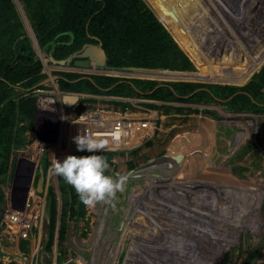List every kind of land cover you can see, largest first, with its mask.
Segmentation results:
<instances>
[{"label":"rangeland","instance_id":"1","mask_svg":"<svg viewBox=\"0 0 264 264\" xmlns=\"http://www.w3.org/2000/svg\"><path fill=\"white\" fill-rule=\"evenodd\" d=\"M11 1L15 5L16 13L10 10L11 7L5 0V11L0 16V41L9 40L20 33L29 36L30 27L34 31L21 1L18 0L21 9L17 7L15 0ZM193 1L198 9L189 0L195 9L203 12L206 17L208 13L209 17L210 15L215 16L217 20L221 17L218 2L210 4L209 0H200V4L196 0ZM224 1L228 3V0ZM249 1L232 0L231 4L236 3V11L248 17L247 20L252 27L259 29L264 36V25ZM145 2L148 4L146 0ZM256 4L263 8L264 0H257ZM223 14L227 22V25L223 26L226 36L232 38L239 36L240 29L234 17L236 15L230 17L224 11ZM13 15H17L20 26L16 27L15 23L18 21ZM212 23L215 22L212 21ZM208 24L211 25L210 21ZM216 24L219 25V22L216 21ZM212 29L214 30L211 32L215 33L218 41L228 50L221 41L223 39L220 40L217 35L221 33L220 28L216 25ZM262 44L264 45V42ZM4 52L5 50L0 55ZM182 52L191 63V69L180 71L131 69L113 77L148 80L159 85L188 82L197 86L198 89L205 90V93L213 91L215 93L212 97L205 96L204 100H196L190 95L181 100L157 99L163 103L158 106V129L154 136L129 153L106 152L108 154L105 158L109 167L105 170V174L113 178L117 174L127 176L124 190L116 192L113 198L96 202L92 207H86L78 200L75 191L71 192L73 188L65 183L61 176L56 175V180L51 183L48 194V201L52 197L55 200L53 201L55 204L53 238L46 237L45 215L38 264H176V259L169 256L172 246L184 243L185 245L180 246L188 249L191 247L190 244L196 241L194 236L206 230L205 224L200 222L205 219L190 218L195 217L190 214V198L192 196H195L193 197L195 199L202 197V200L208 199L209 201L214 198L216 191L221 194L223 189L214 185L218 167L221 174H224L228 168L241 179L254 180L256 191L245 196L238 190L227 192L228 204L222 222V236L217 242L218 245L208 250L203 264H264V61L252 75L250 74L264 59V46L253 56L241 59H237L229 51L238 63V71L234 75L209 71L205 72L206 74L200 73L206 77H189L191 78L189 80H164L150 77V75L161 73H199V67L183 50ZM42 57H47V55L43 53L39 57L41 61ZM42 64L41 73L44 80L40 87L34 88L31 92L36 98L34 121L31 123L22 120L18 125L21 144L14 149L18 153L13 154L12 152L17 157L22 151H27L33 141L38 127L36 119L39 97L56 98L55 92L57 91L54 86L56 85L59 89L60 72H79L88 76L103 74L76 69L73 68L74 66L68 68L45 62ZM46 65L51 68V71L47 70ZM212 65L215 64L206 63L205 70L212 69ZM217 76L236 78L241 82L208 81ZM51 80L55 85L50 82ZM20 87L15 88L13 93L25 92L24 88ZM205 93L203 95H206ZM254 103H257L255 108L259 110L257 112L242 108L252 107ZM100 104L109 105L106 102ZM220 109L227 114H246L258 117L256 139L243 145L227 161L224 160L228 152L234 148L233 143L239 130L228 126L226 132L222 133L215 125V122L223 117ZM240 132L248 135L245 129H241ZM223 144H226L224 148ZM100 153L97 152L101 155ZM74 155H88V153L77 152ZM17 157L15 160H18ZM52 159L53 150L47 147L40 163L44 171H48ZM164 161H167L166 166L159 165ZM155 164L159 166L152 171L145 169ZM16 169L17 162L15 161L11 177L8 176L9 171L6 175L0 176V213L5 205V191L12 187ZM227 179L228 183L231 179V184H233L230 175ZM172 190L188 191V194L185 193L186 197H183L188 202L183 204L178 198L173 199L170 196L173 193ZM196 190H202L200 192L203 194L196 195L193 192ZM167 192H170V195ZM73 202L74 205H72ZM184 215L187 217L185 218ZM192 231L195 233L193 234ZM18 246L20 254L24 253L28 256L31 253L29 243L20 242ZM182 252L179 251L178 254L181 253L180 256H182ZM17 257L16 250L10 244H2L0 264H19L15 259ZM24 264H37V260L34 258L32 262L31 257H28V261H24Z\"/></svg>","mask_w":264,"mask_h":264},{"label":"trees","instance_id":"2","mask_svg":"<svg viewBox=\"0 0 264 264\" xmlns=\"http://www.w3.org/2000/svg\"><path fill=\"white\" fill-rule=\"evenodd\" d=\"M6 1L10 10L16 13L12 1ZM20 1L32 23L41 51L57 60L66 59L86 43L96 44L100 41L107 55V68L113 70L191 69V63L183 50L199 67L201 74L213 71L234 75L238 71L237 61L229 53L231 50L228 39L232 37L226 36L223 28L227 25L223 11L232 17L225 8L229 6L231 12H236L234 6L220 5L222 14L217 20L211 15L210 19L209 13L206 17L203 12L197 11L195 7L198 9V6L193 0L190 2L195 7L189 0H146L150 6L145 0ZM196 1L201 4L200 0ZM209 1L211 4L219 0ZM4 5L5 0H0V16L5 11ZM13 17L18 21L15 23L16 27L20 26L17 15ZM235 18L237 22L239 17ZM209 21L211 25L208 24ZM215 24L226 41L221 40V33L217 34L218 37L229 51L218 41L215 33L211 32ZM4 50L0 55V176L8 173L12 152L21 144L19 123L22 120L31 123L34 121L36 98L31 92L40 87L44 80L41 73L42 61L29 36L20 33L9 40L0 41V53ZM209 62L215 65H212V69L205 70V64ZM59 83L60 88L65 91L118 96L141 95L162 100H181L187 95L196 100H204L205 96L212 97L215 93H205V90L188 82L159 85L148 80L88 76L75 72H60ZM19 87L24 88L25 92L13 93ZM256 104L242 108L257 112L259 110L255 109ZM100 154L106 157L108 153ZM71 192L74 193V189ZM53 201V197L48 201L46 212V237L50 239L53 238L55 225Z\"/></svg>","mask_w":264,"mask_h":264},{"label":"built area","instance_id":"3","mask_svg":"<svg viewBox=\"0 0 264 264\" xmlns=\"http://www.w3.org/2000/svg\"><path fill=\"white\" fill-rule=\"evenodd\" d=\"M42 58V62L53 64L50 57ZM127 70L131 69L113 70L106 67L98 69L96 73L102 72L101 76L113 77ZM56 88L54 98L59 99V126L38 118L39 106L45 98L39 97L36 119L38 127L33 141L28 150L22 151L18 157L13 155L18 153L14 150L10 162L8 176L11 177L15 161L17 169L12 187L5 191V205L0 213V247L2 244H10L16 250L18 257L15 259L19 264L28 261V257H31L32 262L35 258L38 264L49 187L56 180L52 165L57 160L62 161L67 155L78 152L73 137L87 131L104 142V147L98 152L129 153L150 140L158 129V106L163 102L157 99L141 95L118 96L65 91L60 86L59 89L57 86ZM64 95H78L80 100L68 108L63 103ZM101 102L109 105L100 104ZM47 147L52 148L53 159L48 171H44L43 191L39 192L38 180L40 169H43L40 163ZM16 157L18 160H15ZM20 242L31 245L28 256L19 253Z\"/></svg>","mask_w":264,"mask_h":264},{"label":"bare ground","instance_id":"4","mask_svg":"<svg viewBox=\"0 0 264 264\" xmlns=\"http://www.w3.org/2000/svg\"><path fill=\"white\" fill-rule=\"evenodd\" d=\"M231 1L232 0H228V3H225V1L223 2V0H219L218 2L221 6H225V5H230ZM247 1H249V0H247ZM256 1L250 0L249 2L252 4V8L254 9V11H256L257 14L259 15V17L261 19V20L259 19L260 22L264 25V7L260 8V6H258L256 4ZM260 1H262V0H260ZM230 6H234V7L236 6L237 7L236 3H234L233 5L231 4ZM225 11L231 15H236L239 17L237 19L238 28L240 29L238 31L239 36H237L235 38L233 37L231 39H228V45H229L228 47L231 50V53L237 59H241L243 57H248V56L256 54L264 46L262 44L264 42V36L261 33V31L257 28L252 27V24L247 20L248 17H244L243 15H241L240 11H236L233 13L230 11L229 6H227V8H225ZM236 16H234V17H236ZM210 19H212L211 16H210ZM220 38L223 39L224 41H226L222 37V33H221ZM263 61H264V59H262L261 62L251 71V73H250L251 75L263 63ZM95 65L96 64L93 63L94 67H96ZM47 70L51 71V68L47 67ZM97 70H98L97 68H95V69L91 68L90 72H96ZM207 75H209V74H207ZM150 77H153L155 79L162 78L164 80H171V79H174V80H180V79L185 80V79H187V80H189V79H191L189 77H206V75H200V73H186V74H184V73L183 74H175V73H173V74H171V73L162 74L161 73L159 75H150ZM168 77H171V78H168ZM208 81L220 82V83H238V82H241L236 78L229 79V78L219 77V76L213 77L211 80H208ZM50 82L54 83L52 80ZM54 85H55V83H54ZM54 87L57 91L56 85ZM220 111L223 114V117L220 118L219 121H216L215 125L218 126V128L222 131V133L226 132L228 126L235 127L239 130V132H237V134L235 136V141L233 143L234 148L228 152V155L224 160V161H227L231 158L232 154H234L243 145H246V144H248V143H250L256 139V128L258 127L257 126L258 117H256L255 115L253 116V115H246V114H239V115L227 114L223 109H220ZM38 118L41 120H46L47 122H49L50 124H52L54 126H59V99L43 98V100L41 101V105L39 106ZM241 129H245L247 131L248 135L244 134L243 132H240ZM223 143H224V141H223ZM225 146H226V144H223V148ZM173 148H174V146H173ZM159 165L166 166L167 161H164ZM159 165L155 164V165H152V166L147 167L145 169H150L152 171L154 168H156ZM216 169H217L216 171L218 174L216 175V181H215L214 185L217 188L223 189V190L221 191V194H218V192L216 191L214 194V198L209 199V201H208V199L202 200L201 199L202 197H200L199 199H195V198H193L195 196H192V198H190V204H191L190 205L191 206L190 207V209H191L190 214H191V216H193V215L195 216V217H190V218L196 219L198 217L199 220L201 218L205 219L206 221L201 220L200 222L202 224H205L206 230L204 229L205 231H202V232L200 231L202 236H199V235H201L200 233L198 235L194 236V240H196V241L191 243L190 244L191 247H188V249L181 247L180 245L182 243L172 246V248L170 250L171 254H169V256L172 257L173 259H176V264H203V262L205 261V258L207 256L208 250H210L213 247H216L218 245L217 242L219 241V239L222 236L221 229H222V222H223L224 216H225L224 212L226 211L227 204H228L226 201L227 192H229V191H236L237 192V190H238L239 193H241L242 195L245 196V195H248V194L256 191V187H255L256 184H255L254 180L241 179L228 168L226 169L224 174H221V170H219V167ZM229 175L233 179V184H231V179H230V183H228V181H227L228 180L227 176H229ZM217 176H219V178ZM219 179H222L223 181L219 180ZM200 191H202V190H200ZM200 191L196 190L193 192L196 195H198V194L202 195L203 193ZM170 192H171V190H170ZM172 192L173 193H171V195L168 192L167 193L173 199L178 198L180 200V202H182L183 204H186L188 202L187 199L183 198L185 196V193L186 194L189 193L188 191L181 192V191L172 190ZM219 195H221V197H219ZM222 198H224V199L222 201H220V199H222ZM206 201H208V202H206ZM171 204H173V203H171ZM184 216H185V218L187 217L186 215H184ZM188 218H189V216H188ZM207 218H209V219H207ZM211 227H213L212 230H211ZM192 232H193V234L195 233V231H192ZM209 238H210V240L208 241ZM188 239H189V237H188ZM186 243H189V242L186 241ZM179 251L180 252L183 251L182 256H180L181 253L178 254ZM92 262L94 263V260ZM79 263H80V261H79Z\"/></svg>","mask_w":264,"mask_h":264},{"label":"clouds","instance_id":"5","mask_svg":"<svg viewBox=\"0 0 264 264\" xmlns=\"http://www.w3.org/2000/svg\"><path fill=\"white\" fill-rule=\"evenodd\" d=\"M78 152L88 155H67L53 165L54 175H59L77 194L78 200L86 207L96 202L113 198L118 191H123L127 176L117 174L115 178L106 175L109 164L107 159L97 154L104 147V142L94 138L87 131L72 138Z\"/></svg>","mask_w":264,"mask_h":264},{"label":"water","instance_id":"6","mask_svg":"<svg viewBox=\"0 0 264 264\" xmlns=\"http://www.w3.org/2000/svg\"><path fill=\"white\" fill-rule=\"evenodd\" d=\"M15 3L17 5V7L19 9H21L19 1L15 0ZM29 31H30L29 37L32 39L34 47L37 51V55L39 57V56H41L40 54H43V52L41 51V49L39 47L37 37L35 36V33L31 29V27H30ZM50 61L54 65H57V66L68 67V68H70L71 66H74L77 69H85V70H91V68L103 69V68L107 67V55H106V52H105L103 45L100 41H98L96 44L95 43L84 44L81 49L74 52L73 54H71L66 59L57 60V59L53 58L52 56H50ZM93 63L96 64L95 65L96 67L93 66ZM186 73L187 72H185L184 74H186ZM176 74H183V72H179ZM79 100H80V97L78 95H64L63 96V103L68 108L72 107ZM43 184H44V170L40 169V177L38 180V187H37L39 192L43 191Z\"/></svg>","mask_w":264,"mask_h":264}]
</instances>
